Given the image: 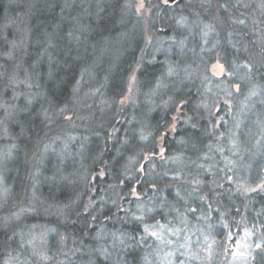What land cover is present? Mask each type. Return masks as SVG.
Listing matches in <instances>:
<instances>
[{
  "label": "trees",
  "instance_id": "trees-1",
  "mask_svg": "<svg viewBox=\"0 0 264 264\" xmlns=\"http://www.w3.org/2000/svg\"><path fill=\"white\" fill-rule=\"evenodd\" d=\"M127 1L0 0V172L32 212L0 220V264L37 222L64 239L55 264H139L157 248L144 225L215 228L221 245L241 222L264 264V0L146 21Z\"/></svg>",
  "mask_w": 264,
  "mask_h": 264
},
{
  "label": "rangeland",
  "instance_id": "rangeland-1",
  "mask_svg": "<svg viewBox=\"0 0 264 264\" xmlns=\"http://www.w3.org/2000/svg\"><path fill=\"white\" fill-rule=\"evenodd\" d=\"M180 1L182 0H129L126 4L133 9L138 16L137 19L143 17L146 21L153 10L162 6H174ZM149 40L148 37L146 44ZM137 66L138 64L129 74L127 92L123 99L125 102L134 96ZM209 72L214 77H221L225 75L226 70L224 65L216 60L210 63ZM7 150L9 149L0 148V163L3 166L10 155L7 154ZM15 188L13 174L3 169V172H0V204L6 203L10 210L9 208L5 209V212L0 210V220L7 215L5 217L7 222H19L20 218L32 213L29 209L25 211L26 208L17 206L16 201L12 200L15 196ZM31 197L33 198L32 195ZM9 199L12 201H7ZM143 228L153 236L157 248L153 247L148 257L146 254L139 257V264H252L253 250L260 245L259 241H255L252 228L242 222L239 228L236 225L232 232L225 235V242L221 245H217L215 228L209 230L203 228L198 233H195V229L192 230L194 232L187 231L183 236L179 235V229L154 225H144ZM16 234L19 236L18 246L9 251L4 264H55L66 261L63 256L66 254L64 239L50 225L37 222L25 227L21 226L17 228ZM52 244H55L54 248L49 246ZM216 246L220 248L219 257L215 258L218 262L211 263Z\"/></svg>",
  "mask_w": 264,
  "mask_h": 264
},
{
  "label": "water",
  "instance_id": "water-1",
  "mask_svg": "<svg viewBox=\"0 0 264 264\" xmlns=\"http://www.w3.org/2000/svg\"><path fill=\"white\" fill-rule=\"evenodd\" d=\"M169 1H172V0H169Z\"/></svg>",
  "mask_w": 264,
  "mask_h": 264
}]
</instances>
